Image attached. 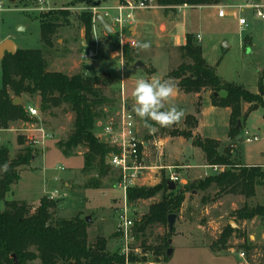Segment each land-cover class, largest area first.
Segmentation results:
<instances>
[{
  "label": "rangeland",
  "instance_id": "1",
  "mask_svg": "<svg viewBox=\"0 0 264 264\" xmlns=\"http://www.w3.org/2000/svg\"><path fill=\"white\" fill-rule=\"evenodd\" d=\"M231 1L233 4L241 2V0ZM115 2V0H47L39 8L36 0H0L2 6L0 40L6 38L19 49H42L48 60L49 70H59L66 74L79 71L86 75L106 73L110 76L111 86L104 88V92L112 93L116 102L113 107L105 110L103 118L96 121L94 130L96 134L101 129L103 121L112 118L122 104L133 106L132 92L138 79L149 80V77L162 79L167 69V55L164 52L153 57V65H151V51L144 52L146 58L143 63L155 67L152 76L147 75L145 70L133 69L122 61L121 48L124 43H131L128 30L131 23L123 27L111 26L112 32L105 33L93 19L95 12L100 13V10L103 12L102 8L110 7ZM225 4H227L225 0H220L216 5ZM152 5L153 8L158 7L154 0ZM63 12H67L68 17L63 18L59 15L56 17L62 25L52 38V46H44L39 38L38 16ZM143 12V10H136L134 14ZM86 13L91 14L90 30L87 34L77 18ZM150 16L144 21L143 30L135 36L137 43L148 42L154 45L159 41L157 20L162 16L159 12ZM239 16L246 20V26L242 28L237 18L231 13L221 18L218 17L215 8L184 10L166 23V29L169 32V39L173 42L182 37L184 31L199 34L202 40V54L208 63L216 65L218 74L226 80L241 84L251 92H256L258 80L262 78L264 81V19L256 17L248 8L243 9ZM110 36L114 37L116 43L111 41ZM193 37L195 42L199 43L196 37ZM245 41H250L248 46L244 45ZM223 43L226 44L225 47ZM88 49L94 50L95 55L85 59L84 54ZM224 94V91L218 93L221 96ZM210 95L209 92L204 93L201 100L204 98V101L209 103ZM20 98L23 106L31 105L39 110L38 96L23 94ZM170 103L182 109L184 115L193 113V96L190 94L180 93L172 97ZM168 106L169 103L166 102L165 107ZM250 107L253 108V105ZM248 108V105L245 110L242 108V115L229 126L228 108L206 105L199 117L197 116L198 123L200 118L203 135L219 140L220 152L228 149L234 163L257 165L264 171V107L258 105V108L250 109L251 111ZM245 112L248 113L246 117H244ZM35 118L51 135L45 139L43 144L36 146L31 144L32 147L26 141L29 134L38 137L37 132H30L37 126L28 121L9 122L6 127L8 130L2 135L0 146L3 145L8 149L9 158H14L22 147L19 143L21 139L24 145L31 146L37 151V157L34 160L18 167L19 178L4 195L5 200H24L35 207L42 197L53 199L56 201L51 211L53 220L70 219L75 216L84 219L89 216L90 221L86 222L88 242L93 244L95 238L100 236L106 240V249L109 252L118 251L121 240L116 231V223L117 214L123 205L124 194L113 186L115 176L108 174L98 180L95 171L84 172L82 170L83 151L81 148L66 154L58 147L57 142L64 140L71 128L73 114L70 111L54 109L50 115L41 113L39 110V115ZM136 122L139 126V136L148 131L152 132L151 142L157 139L156 131H163L158 124L151 121L149 123L155 131L145 127L138 116H136ZM182 122L183 118L173 126L182 128ZM229 127L234 130L231 138L228 134ZM28 129L31 130L28 131ZM236 129H238L237 133H235ZM246 136L250 138L257 136L258 140L246 142ZM165 148L172 155L170 157V154L166 153L165 165L181 162L193 166L188 170H178L180 178L186 180L185 185L209 173L204 167L199 166L204 165V162L200 160V151L192 147L191 140L167 142ZM151 162L157 163L154 154L148 160V163ZM157 178L156 176L151 181L147 179L148 186L156 184ZM53 194L55 198H52ZM204 194L207 200L203 201L202 192L184 191V200L179 210L174 213L176 218L170 233L166 224L152 227L144 238L138 237L136 240L133 234L130 256L134 259V263L264 264V224L258 216L249 222L248 227L247 222L246 227L241 221L239 225L236 223L237 228L244 232L243 238L233 233L226 245L222 246L217 242L222 230L226 226L230 227L229 221H234L232 214L236 209L241 208L244 203L249 206L264 205V187L258 188L255 196L249 200L238 196L212 200L210 199L213 194L212 190ZM159 198L158 193L152 198L138 200L129 205L126 200L129 219L132 221L140 219L147 212L148 206ZM3 207V200L0 199V210ZM168 235L171 239L168 245L172 249L171 254L166 255L164 259L160 257L158 261H153L155 256L149 249L146 250L140 245L141 239H144L146 245H153L158 243L159 237ZM244 242L253 247L251 252L248 253L240 246ZM240 252L244 253L243 257H240ZM27 264L39 263L34 260Z\"/></svg>",
  "mask_w": 264,
  "mask_h": 264
},
{
  "label": "trees",
  "instance_id": "2",
  "mask_svg": "<svg viewBox=\"0 0 264 264\" xmlns=\"http://www.w3.org/2000/svg\"><path fill=\"white\" fill-rule=\"evenodd\" d=\"M219 1L154 0L156 6L164 9L183 4L212 5ZM58 15L68 17L67 12L38 16L40 42L46 47L52 46V38L62 25L56 19ZM77 18L86 34L89 33L91 14L86 13ZM110 39L116 43L113 36H110ZM171 50L174 56L169 60L164 79L171 81L187 94L209 91L211 105L230 110L229 126L242 115L244 104L249 105V110L252 108L250 106L255 104L264 107L262 78L258 80L257 92H251L236 82L222 80L216 74L215 68L205 61L201 45L195 42L191 34L185 35L183 45L173 46ZM121 56L126 65L133 64L138 59L137 47L124 43ZM145 71L154 73L151 67H147ZM109 86L111 78L106 73L86 75L82 71L73 74L51 71L42 49L17 48L15 53H5L0 60V124L7 127L9 122L15 120L37 122L36 118H28L23 105H13V99L20 98L23 94L38 96L41 113L51 115L54 109L70 111L73 114L72 125L65 139L57 142L58 147L66 154L81 148L84 172L95 171L98 180L113 174L116 180V170L105 163L106 155L115 149L102 141L94 131L96 121L103 118L105 110L113 107L116 102L112 93L104 92V88ZM220 91L225 94L218 95ZM198 105L197 102L196 112L199 111ZM247 115L245 112L244 117ZM184 124L183 129L167 130V135L191 140L192 145L202 151L207 165H221L224 169L178 189L168 190L164 178L152 186L128 188V205L160 194V198L148 206L147 212L140 219L133 220L132 232L136 240L138 237L144 238L152 227L167 224V216L179 210L184 200V191L205 193L212 190V200L228 194L249 200L255 196L258 188L264 187V171L259 166L236 164L228 149L218 151L219 141L198 134L193 135L192 129L197 125L193 115H186ZM233 131L229 127L230 138ZM237 132L238 129L235 130V133ZM19 143L22 147L14 158H9L8 149L0 146V169L6 162L9 165L7 172L0 170V199L4 205L0 210V264H27L34 260L39 264H123V257L117 250L109 252L106 249V240L103 237L97 236L93 244L88 242V225L85 218L75 216L53 220L51 211L56 205L55 200L42 197L35 207L24 200H5L4 195L19 178L18 167L27 165L37 156V151L24 145L22 139ZM206 197L203 195L202 200H207ZM232 216L236 223L255 216L264 217V205L249 206L244 203ZM233 233H237L239 238L244 237V232L240 229L226 226L217 242L222 246L226 245ZM168 237L169 235L159 237L158 243L153 245H146L144 239H141L140 245L151 251L155 256L153 261H158L160 257L164 259L166 256ZM240 246L248 253L253 250V247L245 242ZM130 264H135L133 258L130 259Z\"/></svg>",
  "mask_w": 264,
  "mask_h": 264
},
{
  "label": "built area",
  "instance_id": "3",
  "mask_svg": "<svg viewBox=\"0 0 264 264\" xmlns=\"http://www.w3.org/2000/svg\"><path fill=\"white\" fill-rule=\"evenodd\" d=\"M36 1L39 7L44 5L47 0ZM152 3L153 0H116L114 5L102 8L103 12L100 10V14L109 22L110 26L118 25L123 27L133 21L134 12L136 10L153 8ZM245 8L252 10L256 17L264 19V0H241V2L237 4L220 5L217 7V15L223 18L227 13H231L232 16L237 18L238 24L240 28H242L246 26V20L239 16V13ZM1 9L2 6L0 5V10ZM229 9L231 11L228 12ZM196 39H198V36ZM94 55L95 51L88 49L84 54V58H92ZM24 111L30 118H35L39 115V110L35 106H26L24 107ZM30 123H33L37 127L34 128L33 131H30L31 129H28V131L37 132L38 137L29 134L26 137V141L33 146L43 144L45 139H48L51 135L45 131L40 123H38V120L37 122ZM7 130L6 127L0 124V143L3 133ZM101 134L100 139L115 149V151L111 150L106 155L105 163L116 170L117 175L113 186L120 189L124 194L123 205L120 208V212L117 214L116 231L121 240L118 254L123 257V264H130V250H132L131 244L134 240V235L132 232L133 221L129 219L127 215L125 203L127 189L130 187L148 186L147 179L151 181L156 176L158 177V181L164 178L166 182L171 181L174 184H178L181 178L175 171L174 166L159 163V159L162 156L161 152H158V163H148L146 158L149 154L145 151L148 147V141L143 138V136L138 135L139 126L136 122V114L133 112L131 105L125 106V104H122L121 108L112 118L105 119L101 127ZM151 134L152 132H149V135ZM256 140H258L257 136H252L251 138L245 137L246 142ZM154 148L158 151L161 145L155 143ZM210 167L215 172L224 168V166L221 165H213ZM136 249L137 248H135V250ZM239 255L243 257L244 253L240 252Z\"/></svg>",
  "mask_w": 264,
  "mask_h": 264
},
{
  "label": "crops",
  "instance_id": "4",
  "mask_svg": "<svg viewBox=\"0 0 264 264\" xmlns=\"http://www.w3.org/2000/svg\"><path fill=\"white\" fill-rule=\"evenodd\" d=\"M116 1V0H115ZM225 2L227 3V4H231L233 1H231V0H225ZM216 6V7H215ZM218 6H220V5H216V4H212V5H196V6H193V5H187V4H183V5H180V6H177V7H174V8H171V9H164V8H161V7H156V8H153V9H150V10H143L144 12L143 13H140V14H134V19H133V21L131 22V24L129 25V27H128V30H129V32H130V42L131 43H128V44H130L131 46H136L137 47V54H138V59L136 60V61H140V62H142L143 63V60L146 58V55H145V53L144 52H147V51H151V54H150V57H151V65H153L152 64V59H153V57L156 55V54H158V53H161V52H164V53H166V55H167V69H166V73H167V71H168V63H169V60H170V58H172L173 56H174V54H173V52H172V50H171V48L173 47V46H179V45H183L184 43H185V35L186 34H191L192 36H195V37H197L198 36V39H197V41H199V44L201 45V48H202V40H201V38H200V35L199 34H193V33H190V32H186V31H184V33H183V35H182V37H180V38H177L176 40H175V42H173V41H171L169 38V32L167 31V29H166V23H169L172 19H173V17L176 15V14H178L179 12H182V11H184V10H189V11H196V10H198V9H206V8H215L216 10H217V7ZM176 9V10H175ZM178 9V10H177ZM156 12H159V14H160V16H162L161 18H159L158 20H157V30H158V37H159V41L156 43V44H154V45H151V47L148 49V50H141L139 47H138V44H140V43H137V40L135 39V36H137L142 30H143V25H144V21H146V19H148V18H150L151 16L150 15H153V13H156ZM2 41L3 40H6V38H3V39H1ZM0 40V42H2ZM249 43H250V41H245L244 42V45L245 46H248L249 45ZM224 44V47L226 46V44L225 43H223ZM169 45V46H168ZM167 47V48H166ZM111 53H113L112 51H111ZM111 53H110V55H111ZM203 55V54H202ZM121 58H122V56H121ZM203 58H204V56H203ZM205 59V58H204ZM122 61H123V59H122ZM135 61V62H136ZM206 61V60H205ZM124 62V61H123ZM207 62V61H206ZM208 63V62H207ZM144 65H145V68L144 69H139V70H145L147 67H151V68H153V70H154V72H155V67L153 66H149V65H146L145 63H143ZM210 66H212V67H214L215 68V72H216V74L222 79V80H225V81H231V82H235V81H233V80H226V79H224V78H222L219 74H218V72H217V70H216V65L215 64H210V63H208ZM127 66H129V67H131L132 68V64L131 65H127ZM51 71H53V70H51ZM57 71H59V70H57ZM62 72V71H61ZM146 72V71H145ZM166 73L164 74V76L162 77V79L161 80H165L164 78H165V75H166ZM147 75L149 74V73H146ZM153 74V73H152ZM152 74H150L151 76H152ZM149 80H151V77H149ZM175 85V84H174ZM257 90H258V87H257ZM257 90H256V92H257ZM207 92H209V91H204V92H201V93H199V94H193V93H188V94H190V95H192L193 96V104H194V110H193V113H186L185 115H184V117H183V124H182V128L180 127H176V126H171V127H161L162 128V130L163 131H156L155 132V136H156V138L157 139H155V140H153V142H151L150 141V135H149V131L148 132H145V134L144 135H142L143 136V138H145L147 141H148V144H147V150H145V151H147V153L149 154V156L146 158L147 159V161L151 158V155L152 154H154V156H155V162L157 161V159H158V152H161L162 153V156L160 157V159H159V163H164V160H165V157H166V153H168V154H170L168 151H166V143L167 142H171V143H173V142H175V141H181V142H183L184 140H189V139H184V138H182V137H179V136H169V135H167V133H166V131L167 130H170V129H173V128H177V129H183V128H185V124H184V120H185V116L186 115H193L195 118H196V121H197V125H196V127L195 128H193L192 129V134L193 135H195V134H198V135H200L201 137H208V136H205V135H203V133H202V131H201V121H200V118H199V123H198V118H197V116L199 117V115L201 114V112L203 111V108L207 105H210V106H213V105H211V103H210V100H209V103H206V100L204 101V98L201 100V97H202V95H204V93H207ZM187 94V93H184L183 91H181L180 89H178L177 87H176V92H175V95L174 96H177V95H179V94ZM209 94H211L210 92H209ZM173 96V97H174ZM223 96V95H222ZM210 97H211V95H210ZM22 102V101H21ZM198 102V107H199V111L198 112H196V103ZM247 105L248 104H244L243 105V109L245 110V108L247 107ZM27 106V105H26ZM25 105H24V107H26ZM249 106V105H248ZM229 110V109H228ZM251 111V110H250ZM229 113H230V110H229ZM250 113V112H249ZM96 127H98V126H96ZM99 128V127H98ZM102 134H101V129H99V131L97 132V136L100 138V136H101ZM209 138H212V137H209ZM212 139H215V138H212ZM215 140H217V139H215ZM217 141H219V140H217ZM155 143H157V144H160L161 145V148H160V150H155V148H154V144ZM191 145H192V143H191ZM192 147H194L196 150L198 149L199 151H200V155H201V159L200 160H203V162H204V165L203 164H200L199 166H202V167H204L205 168V170L206 171H209V173H207L205 176H207V175H211V174H217V173H219V172H221L222 170H220V171H217V172H215V171H213L212 169H211V167H210V165H207L206 164V162H205V159H204V155H203V153H202V151L198 148V147H195V146H193L192 145ZM218 151L220 152L221 150H220V142H219V148H218ZM37 157V156H36ZM35 157V158H36ZM150 157V158H149ZM164 157V158H163ZM170 157H172V155L170 154ZM34 158V159H35ZM33 159V160H34ZM152 163V162H151ZM157 163H158V161H157ZM164 165H165V163H164ZM167 165H171V166H174L175 167V171L178 173V170L179 169H186V170H188V169H190L191 167H193V166H191L190 164H186V163H170V164H167ZM206 173V172H205ZM179 175V174H178ZM180 176V175H179ZM204 176V177H205ZM203 177V178H204ZM199 179H202V178H199ZM193 181H196V180H193ZM185 183H186V180L185 179H183V178H181V180H180V182L178 183V184H175V188H179V187H181V186H183V185H185ZM208 191H210V190H208ZM203 193V195H205L204 194V192H202ZM228 196H233V197H236L235 195H231V194H228V195H224V196H222V197H220V198H226V197H228ZM238 197H242V196H239V195H237ZM219 198V199H220ZM234 218V217H233ZM262 218V217H261ZM261 218H260V221H261ZM253 220H255V218H253V219H250V220H244V221H241V222H243V224L245 225V227H246V222H247V227H248V224H249V222H252ZM230 222V221H229ZM235 222V221H234ZM262 222V221H261ZM236 223V222H235ZM238 225H239V222L237 223ZM236 224V225H237ZM262 224H264V222H262ZM243 225V226H244ZM237 228V227H236ZM238 229V228H237Z\"/></svg>",
  "mask_w": 264,
  "mask_h": 264
},
{
  "label": "clouds",
  "instance_id": "5",
  "mask_svg": "<svg viewBox=\"0 0 264 264\" xmlns=\"http://www.w3.org/2000/svg\"><path fill=\"white\" fill-rule=\"evenodd\" d=\"M141 50H148L151 45L148 42L138 44ZM176 86L169 80H161L153 77L151 80L138 79L132 92L134 104L133 112L144 123L145 127L155 131L149 121L158 124L160 127H169L179 123L184 116L182 109L171 104V99L175 95ZM166 102L169 106L166 108ZM3 172L9 170L6 162L2 166ZM52 198H55L53 194Z\"/></svg>",
  "mask_w": 264,
  "mask_h": 264
},
{
  "label": "water",
  "instance_id": "6",
  "mask_svg": "<svg viewBox=\"0 0 264 264\" xmlns=\"http://www.w3.org/2000/svg\"><path fill=\"white\" fill-rule=\"evenodd\" d=\"M93 18L102 27V30L105 33H111L112 32V28H111L109 22L107 20H105L99 12H95L93 14ZM16 50H17V48L12 41L7 40V39L3 40L2 42H0V60L3 58L5 53L13 54L16 52ZM132 68L133 69H144L145 65L140 61H136L132 64ZM214 95H216V93ZM12 103H13V105H22L20 98H14ZM256 108H258L257 104L253 105V108H251V110L256 109ZM237 126H239V122L237 123ZM167 188H168V190H172L175 188V184L171 181H168L167 182ZM175 218H176L175 214H169L167 216V226H168L169 231H171L173 226H174ZM85 221L89 222L90 217L89 216L85 217ZM261 221L264 222V217L261 218ZM229 226L231 228L237 227V225L234 221H230ZM167 243H168V245H170V243H171L170 238L167 239ZM171 252H172V249L170 247H168L167 251H166V255L169 256L171 254Z\"/></svg>",
  "mask_w": 264,
  "mask_h": 264
}]
</instances>
